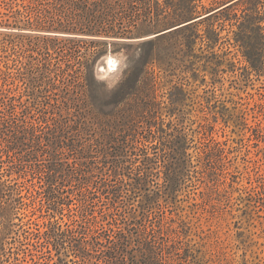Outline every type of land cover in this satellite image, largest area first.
I'll return each mask as SVG.
<instances>
[{
    "label": "rangeland",
    "instance_id": "rangeland-1",
    "mask_svg": "<svg viewBox=\"0 0 264 264\" xmlns=\"http://www.w3.org/2000/svg\"><path fill=\"white\" fill-rule=\"evenodd\" d=\"M0 264H264V0H0Z\"/></svg>",
    "mask_w": 264,
    "mask_h": 264
},
{
    "label": "bare ground",
    "instance_id": "bare-ground-1",
    "mask_svg": "<svg viewBox=\"0 0 264 264\" xmlns=\"http://www.w3.org/2000/svg\"><path fill=\"white\" fill-rule=\"evenodd\" d=\"M112 67H114V64H112Z\"/></svg>",
    "mask_w": 264,
    "mask_h": 264
}]
</instances>
